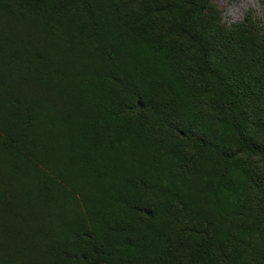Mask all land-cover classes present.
I'll use <instances>...</instances> for the list:
<instances>
[{"label":"trees","instance_id":"16d2710c","mask_svg":"<svg viewBox=\"0 0 264 264\" xmlns=\"http://www.w3.org/2000/svg\"><path fill=\"white\" fill-rule=\"evenodd\" d=\"M214 6L212 0H0V264H120L135 248L128 238L119 249L83 225L71 236L58 234L61 198L87 180L62 184L55 176L51 162L62 132L54 120L74 123L93 146L135 135L137 152L149 148L147 158L138 157L147 170L123 177L164 202L162 216L186 220L159 232L168 252L183 250L173 264H185L192 250L202 264H264V240L257 244L264 171L241 158L264 153L252 127L258 120L248 111L252 91L264 90V49L249 36L240 45L234 35L243 29L221 28ZM219 33L228 36L224 44ZM228 136L234 145L227 146ZM196 177L231 196V204L217 209L212 202L208 210L186 202L178 190ZM134 207L156 214L149 205Z\"/></svg>","mask_w":264,"mask_h":264},{"label":"rangeland","instance_id":"374dc122","mask_svg":"<svg viewBox=\"0 0 264 264\" xmlns=\"http://www.w3.org/2000/svg\"><path fill=\"white\" fill-rule=\"evenodd\" d=\"M212 3L215 5L213 13L217 15L221 28L227 31H234L237 28L234 32L243 29L234 35L242 39L243 42L240 45H245L244 36H249L252 41L253 39L260 41L264 49V4L260 3V0H212ZM226 34L229 35L227 32ZM219 36L220 44H224V39L228 36L225 33H219ZM247 48L252 50L250 46ZM232 50L237 57L243 56L239 55L237 48L234 47ZM135 61H137L136 58ZM134 62L131 67L134 66ZM240 63L238 62V65ZM89 91L90 88L86 89V93ZM248 111L252 118L258 120L252 127L258 131L264 141V126L259 124L264 121V90L252 91V102ZM54 124L56 131L62 132L58 139L56 154L51 162L55 169V176L62 184H65V180L69 177L84 176L87 180L80 191L74 190L61 198L59 205L63 214V227H58V234L63 236L67 233L71 236L74 234V226L83 225L93 232L96 230L100 234L99 239L113 246L116 245L119 249L126 247L125 240L130 238L135 248L129 252L128 257L130 255L133 257L120 258V264L128 262L173 264L177 258H181L182 248L175 252H168L159 232L163 231L167 234L170 224L186 220H173L174 218L168 219L162 216L160 210L165 207L164 202L157 201L153 194L143 191L141 187L123 177L138 171L139 168L146 169L140 158L145 159L149 156L150 152H147L149 148L138 147L137 150L141 153L137 152L132 144L138 142L135 135H128L124 139L119 138L111 142L100 141L93 146L90 136L79 132L74 123L68 120L61 122L54 120ZM213 128L221 134H226L224 129L214 121ZM71 142H79V145L72 147ZM225 142L227 146H232L236 140L228 136ZM84 143H87L85 153L83 152ZM98 152H102L103 155L94 160ZM241 158L252 159L264 171V153L255 157L243 155ZM160 180H163L162 175ZM178 191L182 198H186V202L194 203L197 208L205 205L208 210L212 202H215L212 207L219 209L226 203L231 204L230 200H232L231 196L226 197L209 189L208 182L201 177L194 178L186 189L179 188ZM179 200L181 199L171 204H180ZM134 204L152 206L156 209L155 216L149 217L138 207L133 208ZM194 212L200 214L202 211L195 209ZM191 239H198V237L194 235ZM262 240H264V233L257 240V244ZM189 253L191 256L185 264H202L200 256L194 254V250ZM152 257L161 260L149 263Z\"/></svg>","mask_w":264,"mask_h":264},{"label":"clouds","instance_id":"9594fccd","mask_svg":"<svg viewBox=\"0 0 264 264\" xmlns=\"http://www.w3.org/2000/svg\"><path fill=\"white\" fill-rule=\"evenodd\" d=\"M260 3L264 4V0H260Z\"/></svg>","mask_w":264,"mask_h":264}]
</instances>
